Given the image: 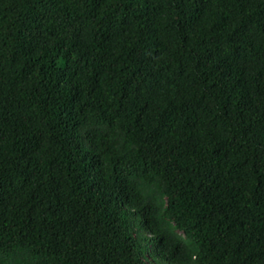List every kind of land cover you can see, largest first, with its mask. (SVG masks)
Wrapping results in <instances>:
<instances>
[{"label":"trees","instance_id":"16d2710c","mask_svg":"<svg viewBox=\"0 0 264 264\" xmlns=\"http://www.w3.org/2000/svg\"><path fill=\"white\" fill-rule=\"evenodd\" d=\"M0 264H264V0H0Z\"/></svg>","mask_w":264,"mask_h":264}]
</instances>
